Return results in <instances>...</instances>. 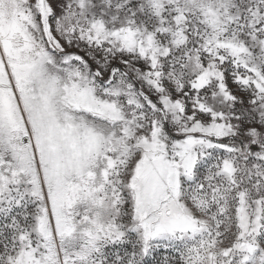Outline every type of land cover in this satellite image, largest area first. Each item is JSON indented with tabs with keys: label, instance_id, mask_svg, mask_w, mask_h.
<instances>
[{
	"label": "snow or ice",
	"instance_id": "obj_1",
	"mask_svg": "<svg viewBox=\"0 0 264 264\" xmlns=\"http://www.w3.org/2000/svg\"><path fill=\"white\" fill-rule=\"evenodd\" d=\"M0 264H264V0H0Z\"/></svg>",
	"mask_w": 264,
	"mask_h": 264
}]
</instances>
